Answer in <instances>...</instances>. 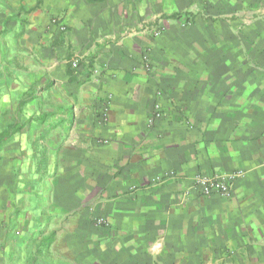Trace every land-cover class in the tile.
<instances>
[{"label":"crops","instance_id":"1","mask_svg":"<svg viewBox=\"0 0 264 264\" xmlns=\"http://www.w3.org/2000/svg\"><path fill=\"white\" fill-rule=\"evenodd\" d=\"M0 64L57 112L1 140L0 264H264V0H0Z\"/></svg>","mask_w":264,"mask_h":264},{"label":"rangeland","instance_id":"2","mask_svg":"<svg viewBox=\"0 0 264 264\" xmlns=\"http://www.w3.org/2000/svg\"><path fill=\"white\" fill-rule=\"evenodd\" d=\"M3 74H4V71H3L2 65L0 64V151H1V149H3L2 147L12 149V147H13L12 141L7 142V140H9V139L11 140L12 136H10V135H12L13 133H16L18 130L20 131V133L24 132L27 134L28 132H26V131H28V129L33 130L34 128H36V132L41 129L38 126V123L36 124V127H32V128H30L28 126L20 127V126H18L19 123H23V125H28V124H31L30 121L34 120L35 118L37 120H38V117L41 118L42 116L43 117L45 116L47 118L50 114H56L57 113L56 111L50 110V109H53L55 102H53V100H51L52 97H49V96L45 100H43L41 98L40 103H38V105H36L37 112L36 111L32 112L31 110H27V105L25 104L27 97H25V103H23L21 101L19 103V105L16 106L15 105L16 104V100H15L16 96H13L11 94H6V95L3 93L1 94V91L3 88V86H2L3 85L2 84ZM44 107H47V108L45 109ZM36 113H38L37 116H35ZM48 129H49L48 127L44 128L45 131H47ZM3 139H7V140L6 141L4 140L1 142V140H3ZM26 145H27V143H25V146ZM30 145L34 146L31 148L32 149L34 148L37 153L42 152L43 143H41V142L35 143V144L31 143ZM35 156H36V153H35ZM28 161L29 160H25L24 164L26 165L28 163ZM35 162H37V167H43L47 164L44 161V159L42 158V155H40L39 157L36 156Z\"/></svg>","mask_w":264,"mask_h":264},{"label":"built area","instance_id":"3","mask_svg":"<svg viewBox=\"0 0 264 264\" xmlns=\"http://www.w3.org/2000/svg\"><path fill=\"white\" fill-rule=\"evenodd\" d=\"M72 66L76 68L78 62H72ZM234 176H224L222 174H215L210 177H200L195 180V184L201 187V194L203 196H209L211 194H219L223 197H227L232 192V182ZM97 225L103 224V219H95Z\"/></svg>","mask_w":264,"mask_h":264}]
</instances>
